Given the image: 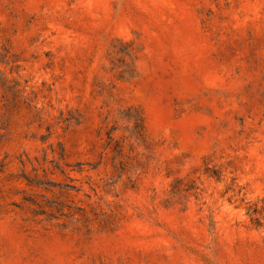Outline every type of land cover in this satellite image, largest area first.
Wrapping results in <instances>:
<instances>
[{"label":"rangeland","instance_id":"1","mask_svg":"<svg viewBox=\"0 0 264 264\" xmlns=\"http://www.w3.org/2000/svg\"><path fill=\"white\" fill-rule=\"evenodd\" d=\"M0 264H264V0H0Z\"/></svg>","mask_w":264,"mask_h":264}]
</instances>
